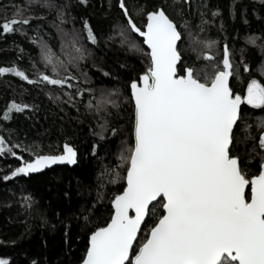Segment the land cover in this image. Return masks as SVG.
<instances>
[{"label":"snow or ice","instance_id":"6c2138e0","mask_svg":"<svg viewBox=\"0 0 264 264\" xmlns=\"http://www.w3.org/2000/svg\"><path fill=\"white\" fill-rule=\"evenodd\" d=\"M88 3L76 0L78 5ZM11 7L12 18L3 20L0 33L26 36L37 48V59L30 57L31 74L13 64L0 66V75L11 73L30 84L59 88L74 87L70 81H88L86 71L78 76L71 68L80 70V62L91 56L87 44L98 46L101 35L87 18L77 20L72 14V0H25ZM116 7L117 23L103 36L104 42L118 37L121 46L143 57L146 67L125 81L130 95L101 87L103 105L89 97L88 110L104 113L100 130L93 133L100 139L109 129L105 117L113 115L110 109L121 107V95L131 111L129 135L120 141L119 163L107 169L108 177L98 174L95 196L73 202L70 190H60L68 203L56 216L67 213L65 219L79 221L86 240L78 264H264V60L253 70L243 55L245 47L237 61L227 38L221 46L201 37L204 25L214 20L200 12L193 28L185 16L191 14L193 0H116ZM218 12L213 10L212 17ZM49 13L55 14L49 21L55 37L42 24L32 25L33 20H46ZM237 37L264 55V33L242 37L237 33ZM53 38L59 42L58 50L49 42ZM185 51L195 57L185 60ZM93 67L99 66L93 63ZM85 91L96 89L77 87L74 95ZM65 95L72 103L73 94ZM30 107L34 106L11 100L3 119H10L13 109L22 112ZM252 112L260 115L249 123ZM122 131L119 125L110 128L113 137ZM97 147L94 142L93 155ZM15 149L28 153L27 158ZM5 152L18 163L0 177L3 181L43 176L58 162H78L77 149L67 140L62 149L50 152L38 142L12 144L0 135V155ZM105 179L117 190L106 191ZM79 186L82 192L85 186ZM87 187L91 193V185ZM17 203L25 219L35 212L47 223L35 197L23 186ZM30 229L28 225L21 238ZM67 237L65 228L66 241ZM0 264H10V258L0 257Z\"/></svg>","mask_w":264,"mask_h":264},{"label":"trees","instance_id":"16d2710c","mask_svg":"<svg viewBox=\"0 0 264 264\" xmlns=\"http://www.w3.org/2000/svg\"><path fill=\"white\" fill-rule=\"evenodd\" d=\"M24 3L25 0H0V24L4 19L12 18V4ZM72 3L74 5L72 14L77 16V20L80 17L87 18L97 35H101L98 46H93L90 42L87 44L91 49V56L80 62V70L71 68L78 76L81 71H86L88 81L83 79L70 81L74 87L69 88L65 85L59 88L45 84H30L11 73L0 75V135L6 137L12 144L38 142L44 151L50 152L62 149L63 143L67 140L78 152L76 164L45 170L43 176L33 174L31 179L22 175L9 181L0 179V257H9L10 264H30L31 260L38 261V264H78V258L85 250L86 240L79 221L65 219L67 213H61L60 217L56 216V212L68 203L60 190H70L73 202L87 200L90 195L95 196V188L99 182L98 174L105 173L108 177L107 169H114L119 163L120 141L129 135L127 129L131 111L121 95L118 98L121 107L118 110L110 109L113 115L105 117L109 121V129L104 133L105 138L100 139L93 133L100 130L98 126L103 123L101 117L104 113L101 111L97 115L95 111L88 110L89 97H93L94 103L99 102L103 105L99 94L101 87L118 88L122 94L130 95V89H126L125 81L129 76L134 78L137 72L146 67L143 57L139 53L126 50L125 46L120 45L118 37L104 42L103 36L112 31L111 25L117 23L119 17L116 0H89L86 6L76 4V0H72ZM109 3L112 5L111 8ZM216 9L219 12L212 17L211 13ZM200 12L205 13L206 19L214 20V23L204 25L205 31L200 34L201 37L217 40L221 46L227 38L232 55L237 61L241 57L240 48L245 47L243 55L253 70L264 60L259 48L244 45L242 39L237 37V33L241 37L245 33H264V0H193L191 14L185 13L193 28L199 24ZM170 14L174 15L172 10ZM54 15L49 13L44 21L33 20L32 25L42 24L44 29L55 37L56 29L49 23ZM175 18L179 22L180 18L178 16ZM31 31L29 28L28 32ZM233 37L237 38L232 39ZM45 39L48 37L45 36ZM49 42L58 50L59 42L56 39L53 38ZM185 43H188L187 39ZM36 52V46L19 32L0 33V66L10 67L15 64L31 74L30 57L31 60H36ZM217 55L219 57L220 53ZM190 57L194 58L195 53L185 51V60H189ZM93 63L99 67H93ZM100 68L111 75L105 76ZM77 87L85 90L93 88L96 92L85 91L82 96L77 97L74 95ZM49 92L52 96L48 95ZM65 93L73 94L72 103H68V96ZM11 100L34 107L22 112L13 109L10 113L11 118L4 120L3 109ZM257 115L260 113L252 112L247 117L248 122L253 123ZM117 125L121 126L123 131L113 137L110 128ZM94 142L98 145L95 155L91 151ZM15 150L27 158L28 153L20 149ZM17 163V158L8 155L7 152L0 155V177ZM254 165L255 162L251 166ZM104 183L106 191L117 190V187L108 184L106 179ZM79 185L85 186L82 192ZM89 185L92 188L91 193L88 191ZM21 186L35 197L36 206L43 212L47 223H42L35 212L25 219L26 214L20 210L21 206L17 203ZM8 189H12L17 195L14 196ZM78 192L81 193L79 196ZM105 200L107 201V196ZM28 225H31L30 234L21 238V233ZM65 228L68 229L67 241Z\"/></svg>","mask_w":264,"mask_h":264},{"label":"water","instance_id":"95a60500","mask_svg":"<svg viewBox=\"0 0 264 264\" xmlns=\"http://www.w3.org/2000/svg\"><path fill=\"white\" fill-rule=\"evenodd\" d=\"M142 39V38H141ZM146 47V46H145ZM58 166H69L66 162L65 163H57L56 165H52L50 167V169L54 168V167H58ZM46 170H49V169H46Z\"/></svg>","mask_w":264,"mask_h":264}]
</instances>
